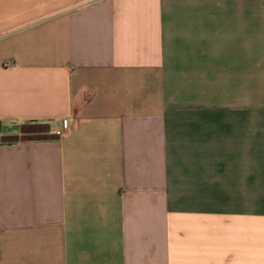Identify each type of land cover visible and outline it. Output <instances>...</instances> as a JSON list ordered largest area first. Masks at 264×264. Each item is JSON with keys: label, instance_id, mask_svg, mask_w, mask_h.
Returning a JSON list of instances; mask_svg holds the SVG:
<instances>
[{"label": "crops", "instance_id": "0c3cea01", "mask_svg": "<svg viewBox=\"0 0 264 264\" xmlns=\"http://www.w3.org/2000/svg\"><path fill=\"white\" fill-rule=\"evenodd\" d=\"M0 123V264H264V0H0Z\"/></svg>", "mask_w": 264, "mask_h": 264}, {"label": "built area", "instance_id": "2783aa9c", "mask_svg": "<svg viewBox=\"0 0 264 264\" xmlns=\"http://www.w3.org/2000/svg\"><path fill=\"white\" fill-rule=\"evenodd\" d=\"M69 130V124L67 120H64L63 122V128H62V134L65 135ZM0 137H1V123H0Z\"/></svg>", "mask_w": 264, "mask_h": 264}]
</instances>
